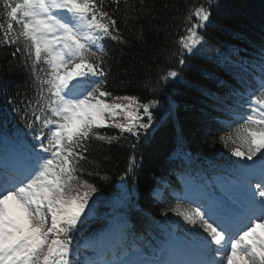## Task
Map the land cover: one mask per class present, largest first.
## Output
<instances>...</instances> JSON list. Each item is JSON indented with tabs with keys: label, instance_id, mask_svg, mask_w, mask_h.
Listing matches in <instances>:
<instances>
[{
	"label": "snow or ice",
	"instance_id": "6c2138e0",
	"mask_svg": "<svg viewBox=\"0 0 264 264\" xmlns=\"http://www.w3.org/2000/svg\"><path fill=\"white\" fill-rule=\"evenodd\" d=\"M112 3L113 12L118 11L120 0ZM0 6L7 19L6 26L0 23V44L15 46L12 56L20 54L26 65L32 61L36 82L35 98L22 110L36 144L10 141L0 134V264H72L73 233L97 192L94 184L80 178L81 162L88 159L87 141L95 138L110 144L116 139L98 131L105 126L139 140L141 130L154 119L150 108L160 102L140 104L128 96L109 102L112 93L106 90L101 41H124L104 0H0ZM209 18L203 4L189 9L185 18L189 26L178 40L181 65L183 55L201 44L199 29ZM260 57L259 83L241 105L245 114L234 112L236 128L221 137L226 147L233 145L230 151L238 159L232 171L240 182H233L225 196L206 192L187 205L183 203L190 199L187 194L177 197L170 210L193 227L177 235L176 227L161 226L167 239L151 256L136 249L132 259L118 258L101 235L83 244L93 255L85 256L82 264H264V47ZM222 60L249 70L231 56ZM41 63L47 70L38 68ZM179 75L169 69L160 80L167 83ZM140 109L148 123L141 122ZM121 115L123 121L117 120ZM134 167L131 157L128 172ZM232 192L240 195H229ZM153 195L159 198L161 193ZM126 227L121 226L122 233Z\"/></svg>",
	"mask_w": 264,
	"mask_h": 264
},
{
	"label": "trees",
	"instance_id": "16d2710c",
	"mask_svg": "<svg viewBox=\"0 0 264 264\" xmlns=\"http://www.w3.org/2000/svg\"><path fill=\"white\" fill-rule=\"evenodd\" d=\"M201 4L210 12L209 21L199 29L203 40L192 53L183 55L181 65L178 40L189 26L185 18L189 9ZM115 8L112 0H104V9L113 14L124 41L105 38L103 42L106 90L112 93L109 102L128 96L140 104L160 103L150 108L154 119L148 129L141 130L139 140L105 126L98 131L116 139L110 144L95 138L87 141L88 159L81 162L80 178L94 184L97 192L90 197L91 210L86 208L73 233L70 255L88 239L101 235L105 246L120 251L135 245L145 249L161 226L176 227L178 232L192 228L170 210L177 200L158 202L152 189L161 180L180 188V171L198 179L210 171L204 166L207 158L217 164L218 173L231 174L238 158L230 151L233 145L226 147L221 137L236 128L233 113H245L241 105L258 84L254 66L259 65L264 47V0H120L119 10L113 12ZM0 23H7L2 6ZM14 28L19 31V26ZM14 51L15 46L0 44V131L35 135L26 127L22 111L35 98L32 61L26 65L20 54L12 56ZM224 55L242 61L249 70L243 72L223 61ZM38 68L47 70L43 63ZM169 69L180 75L164 83L160 76ZM140 113L143 116L142 109ZM233 118L232 124L225 123ZM141 122L148 123L147 117ZM131 157H135V167L128 172ZM114 211L123 214L122 225L127 226L123 233L121 228L109 232V216Z\"/></svg>",
	"mask_w": 264,
	"mask_h": 264
},
{
	"label": "rangeland",
	"instance_id": "374dc122",
	"mask_svg": "<svg viewBox=\"0 0 264 264\" xmlns=\"http://www.w3.org/2000/svg\"><path fill=\"white\" fill-rule=\"evenodd\" d=\"M259 80V79H258ZM33 143H36V141L34 140V142ZM33 143H30V142H26L25 144H29V145H32ZM45 143H46V141H45ZM250 163V162H249ZM233 178L231 179V182L232 181H236L237 183H239L240 181L238 180V178H240V177H238L236 174L235 175H231ZM226 177H223L221 174H217V175H212L211 177H210V179H207V180H205V181H207L209 184L207 185V188H205V190H206V192H208L209 190H216V189H219L218 187H216L215 185H214V183L217 181V184L220 186V188H221V190H223V192H224V194H226V190L228 189V183L226 182ZM185 181V182H184ZM189 181H191V180H185V178H182V183H184L185 185H187L188 186V184H186V182L188 183ZM167 184V183H166ZM232 184H233V182H232ZM255 184V183H254ZM168 186H170V184H167V187ZM191 188L192 187H190V188H188V191L189 190H191ZM195 191H199V189H196ZM160 193V192H159ZM199 194V193H198ZM234 194H237L236 192H232V193H229V195H234ZM183 195H184V193L183 194H181L180 196L181 197H183ZM187 195L188 196H191L192 194L190 193V192H188L187 193ZM111 207H113V208H115V205H111ZM259 231H261V230H259ZM167 239V237L166 238H164L163 240H157V243L159 242V245H161V243L164 241V240H166ZM109 249H115L114 247H111V248H109ZM82 250V249H81ZM80 250V252H78L76 255H74V257L72 258V260H74L75 261V259H77L78 257H83V259H84V257L85 256H92L93 255V253H92V251L90 250V249H85L84 251H81ZM116 251V250H115ZM135 252V251H134ZM152 252V251H151ZM132 253V252H131ZM117 254V253H116ZM128 254V252H126V253H118L117 254V257L119 258V257H123L124 259H127L126 258V255ZM150 255H152V254H150ZM71 260V261H72ZM83 261V260H82Z\"/></svg>",
	"mask_w": 264,
	"mask_h": 264
},
{
	"label": "bare ground",
	"instance_id": "6f19581e",
	"mask_svg": "<svg viewBox=\"0 0 264 264\" xmlns=\"http://www.w3.org/2000/svg\"><path fill=\"white\" fill-rule=\"evenodd\" d=\"M117 253V252H116Z\"/></svg>",
	"mask_w": 264,
	"mask_h": 264
},
{
	"label": "water",
	"instance_id": "95a60500",
	"mask_svg": "<svg viewBox=\"0 0 264 264\" xmlns=\"http://www.w3.org/2000/svg\"><path fill=\"white\" fill-rule=\"evenodd\" d=\"M4 135V134H3Z\"/></svg>",
	"mask_w": 264,
	"mask_h": 264
}]
</instances>
